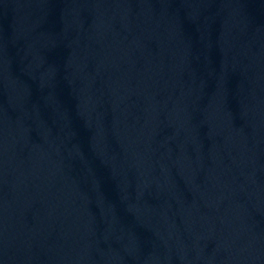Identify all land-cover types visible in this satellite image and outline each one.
Wrapping results in <instances>:
<instances>
[{"label": "water", "instance_id": "water-1", "mask_svg": "<svg viewBox=\"0 0 264 264\" xmlns=\"http://www.w3.org/2000/svg\"><path fill=\"white\" fill-rule=\"evenodd\" d=\"M0 264H264V0H0Z\"/></svg>", "mask_w": 264, "mask_h": 264}]
</instances>
